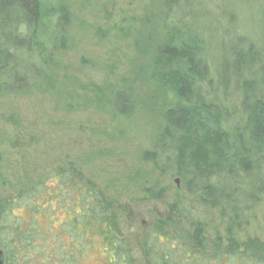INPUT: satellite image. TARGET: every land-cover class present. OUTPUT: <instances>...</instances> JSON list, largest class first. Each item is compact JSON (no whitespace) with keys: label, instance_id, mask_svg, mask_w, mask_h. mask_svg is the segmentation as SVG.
I'll list each match as a JSON object with an SVG mask.
<instances>
[{"label":"rangeland","instance_id":"1","mask_svg":"<svg viewBox=\"0 0 264 264\" xmlns=\"http://www.w3.org/2000/svg\"><path fill=\"white\" fill-rule=\"evenodd\" d=\"M51 2L64 7L65 18H52L41 60L34 63L29 52L12 49L16 65L32 70L34 64L37 71L43 68L40 77L38 72V77L33 75L38 78L33 82L36 86L9 92L0 74V199L29 203L19 194L35 184L45 170L54 178L49 182L52 192L60 186L56 173L78 170L113 205L128 248L127 264H192L200 254L182 233H191L196 223L202 224L209 240L219 236L226 241L232 234L237 242L263 241L264 184L259 185L263 190L250 212L245 199L240 198V185L218 179L226 184V203L211 208L202 205L197 194L189 192L175 176L172 154L162 155V167L145 157L157 156L160 148L155 144L165 139L164 108L172 103L149 80L157 49L173 27L163 0ZM193 4L188 12L194 10L195 17H188L184 26L197 27L205 37L210 49L207 59L217 73L232 59L231 48L238 44L251 45L264 63V0H198ZM1 10L0 4V52L5 48L10 52L19 38L3 36L15 35L1 29ZM0 61L1 68L4 64ZM232 83L226 95L218 88L210 89L207 97L235 112L240 87ZM237 113L229 118L228 127L238 124ZM61 190L67 191L63 185ZM41 202L35 199V203ZM240 206L250 214L241 226ZM234 212L239 213V219ZM47 214L49 219L35 218L29 207L15 208L9 221L18 220L21 232L38 226L39 238L47 240L50 254L53 247L71 242L64 229L71 215L57 200L46 209ZM87 240L86 249L83 243L77 246L81 250L75 264H126L115 259L99 237L89 235ZM0 248L5 255L7 248ZM38 253V248L32 249L30 255L35 260L29 258L31 264L44 261L45 256ZM202 258L213 262L217 255L208 252ZM22 259L19 256V264ZM217 264L243 263L221 258Z\"/></svg>","mask_w":264,"mask_h":264},{"label":"trees","instance_id":"2","mask_svg":"<svg viewBox=\"0 0 264 264\" xmlns=\"http://www.w3.org/2000/svg\"><path fill=\"white\" fill-rule=\"evenodd\" d=\"M194 1L198 0H163L173 27L157 49L149 80L169 96L172 103L164 108L165 139L155 144L160 150L157 156L145 157L162 167V155L172 154L175 176L181 178L189 192L197 194L204 206L216 208L226 201V184L217 182L218 179L239 184L240 198L245 199L246 208L251 212L259 190H263L259 185L264 184V63L251 45L238 44L231 48L232 59L225 62L224 70L217 73L207 59L210 49L204 43L205 37L199 30L196 31L197 27L184 26L188 17H195L194 10L188 12ZM0 4L3 17L1 29L12 30L15 35L3 36L15 38V41L19 38V44L10 46V52L6 48L0 52L4 64L0 74L7 91L25 92L36 86L33 83L38 79L34 78L35 72L40 77L44 70L37 71L34 64L32 70L16 65L12 49L29 52L35 57L34 63H38L49 24L52 18H57V21L65 18L64 7L55 6L51 0H0ZM183 9L186 10L177 15ZM12 65L13 71L10 70ZM231 82L240 87L239 104L235 106L239 120L236 126L228 127L229 118L235 116V112L210 100L207 94H211L210 89L219 88L224 96ZM53 179L45 170L35 184L19 194V198H27L29 203L21 204L18 198L0 199V227L3 228L0 230V245L7 248L4 264H19V256L23 257L20 260L22 264H31L29 258L35 260L30 255L33 248H38V254L45 256L44 261H37L38 264H75L81 250L77 246L83 243L86 249L89 235L99 237L115 259L118 257L127 264V244L111 202L78 170L56 173L55 180L60 186L54 192L49 186ZM62 185L66 192L61 190ZM39 198L43 203H35V199ZM54 200L65 205L67 214L71 215L64 223L66 236L71 235V242L53 247L49 254L47 240L39 238L38 226L21 232L20 222L16 219L10 222L9 219L14 216L13 210L21 207H29L32 217L40 215L49 219L50 214L45 215V211L54 204ZM244 211L240 206V226L247 223L250 217ZM235 214L239 219V213ZM168 221L171 222V218ZM192 227L191 233H182L200 254L191 260L192 264H217L221 258L243 264H264V240L253 238L237 242L232 234L227 236L226 241L219 236L209 240L204 236L201 223ZM208 252L211 256L217 255V260L211 262L210 258L205 261L202 257Z\"/></svg>","mask_w":264,"mask_h":264},{"label":"water","instance_id":"3","mask_svg":"<svg viewBox=\"0 0 264 264\" xmlns=\"http://www.w3.org/2000/svg\"><path fill=\"white\" fill-rule=\"evenodd\" d=\"M180 182L179 179H176L175 183L178 185ZM5 262V255L4 252L2 251V249L0 248V264H4Z\"/></svg>","mask_w":264,"mask_h":264}]
</instances>
